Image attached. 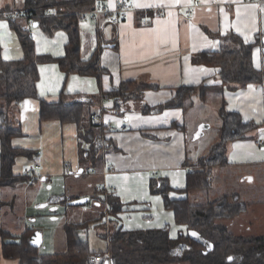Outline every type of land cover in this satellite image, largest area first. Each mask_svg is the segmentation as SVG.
<instances>
[{"label": "crops", "instance_id": "crops-1", "mask_svg": "<svg viewBox=\"0 0 264 264\" xmlns=\"http://www.w3.org/2000/svg\"><path fill=\"white\" fill-rule=\"evenodd\" d=\"M100 1L114 10L122 0ZM130 1L136 3L137 11L129 21L118 26L104 21L100 24L82 21L79 25L82 61H89L100 41L103 42L100 61L108 74L103 76L101 84L95 77L66 76L57 63L50 62L39 66L37 100L8 106L10 121L23 135L13 139V147L35 154L17 158L13 170L16 177L26 176L30 181L2 188L0 192L5 204L0 207V230L14 237L0 236V264H20L19 260L4 258L2 248L4 244L19 241L17 238L27 230L42 233L41 254H55L56 247L66 251L64 226L68 223L64 219L90 205L95 208L91 213L94 220L90 228L100 226L106 232L115 227L124 231L167 229L171 239H177L188 230L177 224L174 212L166 209L163 197L153 193L151 186L155 181L169 184L173 189L170 192L173 200L187 199L194 206L236 197L240 203L248 205L247 210L218 223L236 237L264 236V200L251 199L255 196L254 187L264 184V145L257 144V141L264 142V84L227 86L219 78V69L194 62L201 53L234 50L237 37L245 45H253V67L264 74V0H256L257 3L201 0V6L196 8L191 7V0ZM23 4L24 0H0V12L20 10ZM90 10L82 8L78 12ZM145 20H151L152 25L143 27ZM0 24L6 25L0 27L3 61H21L24 49L11 22L0 20ZM18 24L23 25V22ZM34 35L32 40L38 55L64 58L68 34L59 31L48 35L38 26ZM123 82L153 85L159 90L147 91L142 100L128 102L117 115L113 101L101 99V91L108 93ZM183 87L197 89L186 102V111L180 107L166 109L161 114L144 112L147 107L166 104ZM62 94L95 98L94 105L86 110L82 129L75 123L40 120V102L56 103ZM200 106L203 109L216 106L218 115L224 107L228 112L241 114L245 122L255 123L258 129L249 133L245 140L227 145L225 165L211 171L210 190L185 192L191 176L200 169L197 168L199 161L216 145L203 150L198 142L201 137L192 139L198 129L192 136L187 129L192 124L196 128L208 124L207 115L195 122L188 119V115ZM92 114L93 122L106 130L96 168L83 167L80 162L83 144L80 133L89 129ZM218 127L220 129L221 121ZM1 151L0 142V163ZM39 166L40 170L32 175ZM86 178H94L96 188L84 187L82 183ZM100 186L108 190L115 188V192L109 193L123 204L122 211L116 216H111L109 206L101 203L107 194L99 190ZM54 196L66 197L69 207L50 205ZM83 198L92 201L83 207L70 205ZM43 204L48 205L43 207ZM61 231L65 235L60 238L58 233ZM88 241L91 248L89 238ZM108 246L107 243V248L102 250L106 252L101 256L103 261L93 264L109 263Z\"/></svg>", "mask_w": 264, "mask_h": 264}, {"label": "trees", "instance_id": "trees-1", "mask_svg": "<svg viewBox=\"0 0 264 264\" xmlns=\"http://www.w3.org/2000/svg\"><path fill=\"white\" fill-rule=\"evenodd\" d=\"M93 0H77L63 2L59 0H24L23 8L16 11L6 10L0 12V18L6 13H23L29 15L46 34L65 32L69 41L66 45L64 58L53 59L38 55L36 45L30 35L23 29V25L11 22V28L18 35L24 57L21 61H3L0 48V142H1V173L0 192L2 188L15 187L18 184L29 182V177H16L14 166L19 157H32L35 153L30 150H21L13 147L12 141L22 137L21 130L15 128L7 109L11 105H20L25 100H37V83L39 82V66L46 63H57L66 76L77 75L95 77L101 84L108 71L101 66L100 56L103 51V42L89 61L81 60L79 25V9L93 8ZM5 12V13H4ZM237 46L234 50H223L220 53H201L194 62L200 65L219 69V78L227 86H248L251 83L264 84V74L253 67L251 51L253 45H245L235 37ZM233 88V87H231ZM159 90L151 85L139 82H123L122 85L105 93L104 97L112 100L114 112L121 113L123 105L128 102L142 100L147 91ZM197 89L183 87L177 95L164 105L147 107L148 114H161L169 108L184 107L186 102L194 96ZM205 93V90L202 91ZM95 98L70 96L62 94L56 103L40 102V120L42 122L60 121L62 124L75 123L81 128L84 125L88 106L94 105ZM221 137L214 145L207 157L199 161L195 172L187 185L185 192L211 189L212 169L225 165L227 158V145L239 140H245L247 135L258 129L255 123L245 122L241 114L226 111L223 107L220 112ZM93 114L89 129L81 130L80 162L82 166L96 168L102 151V142L106 130L94 123ZM82 129V128H81ZM160 183V184H159ZM153 193L160 194L165 202L166 209L173 211L176 222L186 227L187 233H181L177 239H171L167 229L155 231H124L112 229L101 236L108 241L110 258L109 264H264V236L236 237L218 221L233 219L247 210L248 205L240 203L236 197L194 206L187 199L173 200L170 192L173 191L164 181L154 182L151 186ZM107 194L104 202L109 206L110 215L116 216L123 209L114 194ZM183 192L181 191V194ZM92 201V200H91ZM50 205L62 204L69 207L66 197L52 198ZM0 193V207L4 206ZM90 222L84 224L68 223L64 226L67 235L66 251L55 254H41L39 248L31 245L34 231L25 232L19 241L4 244L2 251L4 258L19 260L20 264H93L94 258L106 254L104 251L94 252L89 247L88 233ZM191 233L199 234L213 244L212 250L196 242ZM3 238H14L0 230Z\"/></svg>", "mask_w": 264, "mask_h": 264}, {"label": "rangeland", "instance_id": "rangeland-1", "mask_svg": "<svg viewBox=\"0 0 264 264\" xmlns=\"http://www.w3.org/2000/svg\"><path fill=\"white\" fill-rule=\"evenodd\" d=\"M204 107L197 108L194 111H192L189 115H188V119L193 120L194 122L202 119L203 117H205L207 115V119L206 122L208 124L206 125H210V129H207V131L205 132L206 135L201 137V139L198 141L200 145H202L203 150H206V148L214 143H217L220 139L221 136V129H219L218 124L221 121L218 113V110L216 108V106H209L208 109H203ZM202 125V124H200ZM200 125H197V128L194 126V124L188 126V130L190 135L192 136L193 132L195 130H197L199 128ZM198 131V130H197ZM196 134V131H195ZM195 134L193 136V141L195 140ZM191 144V143H190ZM192 146H194L193 144H191ZM203 152V151H202ZM262 180V179H261ZM94 182V178H86L82 184H84V187H88L90 189L96 188V184H93ZM259 186H255V196H252L251 199L252 200H264V184H258ZM203 195V194H202ZM206 194H204L205 197ZM191 202H193V200L191 199ZM212 201H207V203H211ZM204 203V202H203ZM78 213L75 215H69L68 218H65V223H69V222H73V223H83L84 222H90L92 224V216L91 213H93L95 211V208L93 206H89V208L87 209H77ZM105 210V209H101ZM106 231L104 228H101L100 226H98L97 228H94L93 226L91 228H89L88 233L85 234V238H89L90 240V246H91V250L94 251H102L105 250L107 247V241L102 238L101 233L104 234ZM59 237L61 238L62 235H65L63 233V231L59 232ZM59 246V245H58ZM57 252H62L65 249H61L60 247H56ZM96 260V258L93 259V263H99V262H94ZM179 264V263H177ZM186 264V263H185Z\"/></svg>", "mask_w": 264, "mask_h": 264}, {"label": "built area", "instance_id": "built-area-1", "mask_svg": "<svg viewBox=\"0 0 264 264\" xmlns=\"http://www.w3.org/2000/svg\"><path fill=\"white\" fill-rule=\"evenodd\" d=\"M192 1V6L191 7H199L201 6V0H191ZM248 2L252 3H257L258 1L256 0H247ZM94 7L90 11L86 12H81L79 14V17L82 21H88V22H94V23H99L104 21L108 22L112 26H118L122 22L129 21L133 16L134 13L137 11L136 10V3L130 0H122L120 1V4L117 6L116 9L111 10L107 5L103 4L100 0H96L94 2ZM2 21H10V22H23V29L30 35L31 39L35 38L34 35V30H35V20L33 21L29 15H25L23 13H13L9 14L6 13L2 18H0ZM152 25L151 20H145L142 22L143 27H149ZM122 129V131H124ZM258 145H264V142L257 141ZM40 170V166L36 167L33 171V174L36 171ZM31 175V176H32ZM99 190L101 191H106L110 192L113 191L115 192V188H111V190H108L107 188L100 186ZM102 262L103 259L101 257L96 258L94 262ZM93 262V260H92Z\"/></svg>", "mask_w": 264, "mask_h": 264}, {"label": "water", "instance_id": "water-1", "mask_svg": "<svg viewBox=\"0 0 264 264\" xmlns=\"http://www.w3.org/2000/svg\"><path fill=\"white\" fill-rule=\"evenodd\" d=\"M39 25L36 24L35 27H38ZM210 128V125H206V124H202L199 126L198 128V132L195 135V139H198L200 137H202L204 135V132ZM91 203L90 198H83V199H79V200H75L70 202V205L75 206V207H83L86 204ZM48 204H43V207H47ZM191 237L193 238V240H195L198 243L203 244L207 249L212 250L213 248V244H211L210 242H208L207 240H205L203 237H201L199 234H195L193 235V233H191ZM31 245L35 248H39L41 247L42 243H43V235L40 232H35L30 240ZM109 264V263H108Z\"/></svg>", "mask_w": 264, "mask_h": 264}, {"label": "snow or ice", "instance_id": "snow-or-ice-1", "mask_svg": "<svg viewBox=\"0 0 264 264\" xmlns=\"http://www.w3.org/2000/svg\"><path fill=\"white\" fill-rule=\"evenodd\" d=\"M0 27H6V25L0 24ZM193 235H195V233H193Z\"/></svg>", "mask_w": 264, "mask_h": 264}]
</instances>
